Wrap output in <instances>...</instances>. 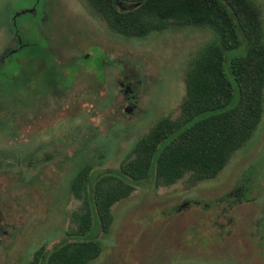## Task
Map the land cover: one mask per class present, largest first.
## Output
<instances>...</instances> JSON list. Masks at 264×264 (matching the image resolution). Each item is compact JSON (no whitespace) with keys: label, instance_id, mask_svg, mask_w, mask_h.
<instances>
[{"label":"rangeland","instance_id":"rangeland-1","mask_svg":"<svg viewBox=\"0 0 264 264\" xmlns=\"http://www.w3.org/2000/svg\"><path fill=\"white\" fill-rule=\"evenodd\" d=\"M33 1L0 0V64L17 48L18 31L27 43V12L18 11ZM249 1L264 40V0ZM37 7L33 37L63 86L30 109L20 96L15 104L0 97V264H25L64 238L80 205L71 176L84 164L116 167L160 118H175L184 73L216 43L204 26L124 38L85 0ZM262 99L257 128L214 179L191 183L185 175L114 204L90 264H264V89Z\"/></svg>","mask_w":264,"mask_h":264},{"label":"trees","instance_id":"trees-1","mask_svg":"<svg viewBox=\"0 0 264 264\" xmlns=\"http://www.w3.org/2000/svg\"><path fill=\"white\" fill-rule=\"evenodd\" d=\"M85 2L124 38H144L171 26H204L216 43L203 47L184 73L175 118H160L116 167L102 171L84 164L71 176L69 192L80 202L70 214L73 228L50 249L37 248L25 264H90L101 253L98 241L109 231L114 204L137 189L171 186L185 175L191 183L214 179L262 115L264 40L258 10L249 0ZM227 52L234 54L226 58ZM9 59L0 64V97L6 103L15 104L20 96L30 109L62 89L57 66L46 61L39 45Z\"/></svg>","mask_w":264,"mask_h":264},{"label":"flooded vegetation","instance_id":"flooded-vegetation-1","mask_svg":"<svg viewBox=\"0 0 264 264\" xmlns=\"http://www.w3.org/2000/svg\"><path fill=\"white\" fill-rule=\"evenodd\" d=\"M38 2L40 4V0H34L32 3H30L28 6H27V9L26 10H22L20 9L18 11V14H20L21 12H27V14H24V13H21V14H24L27 16V43L22 41V31H18L17 32V38H18V46L17 48L9 51V53L11 55L15 54V53H18L19 51H22L23 49H27L28 47H31L33 45H38L35 41V38L33 37V26L32 24H35L37 22V19H38V15L40 14H43V12L41 10H38ZM42 2H44V0H42ZM22 10V11H21ZM40 12V13H39ZM29 20V21H28ZM8 53V54H9ZM10 60V59H9ZM97 64H100L99 62H96ZM120 86L123 85V82L120 81L118 82ZM129 83H127L128 85ZM128 88V87H126Z\"/></svg>","mask_w":264,"mask_h":264},{"label":"water","instance_id":"water-1","mask_svg":"<svg viewBox=\"0 0 264 264\" xmlns=\"http://www.w3.org/2000/svg\"><path fill=\"white\" fill-rule=\"evenodd\" d=\"M120 6V4H118ZM135 7V5H133Z\"/></svg>","mask_w":264,"mask_h":264}]
</instances>
